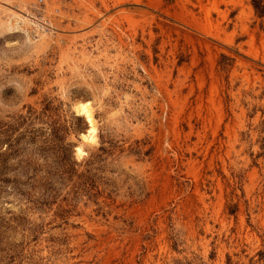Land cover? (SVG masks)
<instances>
[{
  "label": "rangeland",
  "instance_id": "rangeland-1",
  "mask_svg": "<svg viewBox=\"0 0 264 264\" xmlns=\"http://www.w3.org/2000/svg\"><path fill=\"white\" fill-rule=\"evenodd\" d=\"M260 22L249 0H0V264H264Z\"/></svg>",
  "mask_w": 264,
  "mask_h": 264
},
{
  "label": "bare ground",
  "instance_id": "bare-ground-1",
  "mask_svg": "<svg viewBox=\"0 0 264 264\" xmlns=\"http://www.w3.org/2000/svg\"><path fill=\"white\" fill-rule=\"evenodd\" d=\"M76 108L80 114H83L85 116V118H87V121L89 123V129H88L86 134L82 135V139L84 141H94L96 128H95L94 119L92 117V110L90 108L89 102L81 103V104L77 105ZM77 150H78V152H82L81 147H79Z\"/></svg>",
  "mask_w": 264,
  "mask_h": 264
},
{
  "label": "trees",
  "instance_id": "trees-1",
  "mask_svg": "<svg viewBox=\"0 0 264 264\" xmlns=\"http://www.w3.org/2000/svg\"><path fill=\"white\" fill-rule=\"evenodd\" d=\"M254 14L261 20L260 28L264 31V0H249Z\"/></svg>",
  "mask_w": 264,
  "mask_h": 264
}]
</instances>
